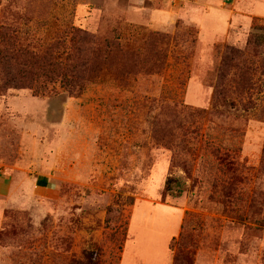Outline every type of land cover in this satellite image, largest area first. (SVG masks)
I'll use <instances>...</instances> for the list:
<instances>
[{
    "label": "rangeland",
    "instance_id": "374dc122",
    "mask_svg": "<svg viewBox=\"0 0 264 264\" xmlns=\"http://www.w3.org/2000/svg\"><path fill=\"white\" fill-rule=\"evenodd\" d=\"M261 27L264 0H0L21 65L59 39L67 60L73 29L104 49L79 95L43 79L0 94V264L95 245L100 264H264Z\"/></svg>",
    "mask_w": 264,
    "mask_h": 264
},
{
    "label": "trees",
    "instance_id": "16d2710c",
    "mask_svg": "<svg viewBox=\"0 0 264 264\" xmlns=\"http://www.w3.org/2000/svg\"><path fill=\"white\" fill-rule=\"evenodd\" d=\"M176 21V25H178ZM264 29V27H261ZM73 45L71 46V55L67 60L62 57L60 47L64 45V41L59 39L57 42L50 45L43 54L34 51L25 50L19 57L24 58L21 65L17 60L18 56L13 50V38L3 29H0V94L10 88L24 89L32 88L34 82L38 79H43V87L47 88L50 84L60 81L65 89L73 96L81 94L86 87L87 81H90L94 75L100 71L99 55L104 49L101 48L100 40L91 32L81 29H73ZM161 39L165 40L169 37L168 33H161ZM264 40V35L261 37ZM252 41H248L251 44ZM108 41H105V44ZM257 45L258 43L255 42ZM112 47L114 44L112 43ZM221 63L217 68V78L220 81L225 79L227 66L231 60L239 56L240 48L232 45L225 47ZM111 50V49H106ZM105 50V51H106ZM219 93V91L217 92ZM36 91L35 95H38ZM151 124H155L151 116L148 117ZM172 177H169L165 186L167 191L172 189ZM113 207H108L112 210ZM186 221H182L179 238L174 237L171 240L170 248L184 241V228ZM183 243V242H182ZM94 246V245H93ZM103 248L100 245H95L88 248L84 254L83 261L73 260L72 264H100ZM183 252L179 250L172 255V264H184ZM189 264H192L191 257L186 255Z\"/></svg>",
    "mask_w": 264,
    "mask_h": 264
},
{
    "label": "crops",
    "instance_id": "0c3cea01",
    "mask_svg": "<svg viewBox=\"0 0 264 264\" xmlns=\"http://www.w3.org/2000/svg\"><path fill=\"white\" fill-rule=\"evenodd\" d=\"M2 219H3V217H1V220H0V222L2 223ZM183 220V219H182ZM171 264H172V260H171Z\"/></svg>",
    "mask_w": 264,
    "mask_h": 264
}]
</instances>
